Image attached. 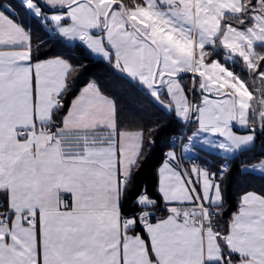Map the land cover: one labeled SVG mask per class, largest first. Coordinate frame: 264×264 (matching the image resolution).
Masks as SVG:
<instances>
[{
	"label": "snow or ice",
	"instance_id": "snow-or-ice-1",
	"mask_svg": "<svg viewBox=\"0 0 264 264\" xmlns=\"http://www.w3.org/2000/svg\"><path fill=\"white\" fill-rule=\"evenodd\" d=\"M234 169L264 181V0H0V264H264Z\"/></svg>",
	"mask_w": 264,
	"mask_h": 264
},
{
	"label": "trees",
	"instance_id": "trees-1",
	"mask_svg": "<svg viewBox=\"0 0 264 264\" xmlns=\"http://www.w3.org/2000/svg\"><path fill=\"white\" fill-rule=\"evenodd\" d=\"M85 63H88V62L85 61ZM89 71H95V72H101L102 73L103 68L100 66H94V67H90ZM162 122H164V121H162ZM161 135L163 136L164 133H161ZM260 147H261V142L259 140H257L255 151L258 152L260 150ZM210 158L214 159L215 157L213 156ZM154 162H155V157H153V159H151L149 161L148 165H146V170H145V179L146 180L150 179V172H151V169H152ZM241 180H250L252 183H255L257 185L264 183V181L261 180L259 174L253 173V174H244L243 176H241L234 169L233 170V176H232L231 181H230V188L234 189L236 187L237 183Z\"/></svg>",
	"mask_w": 264,
	"mask_h": 264
},
{
	"label": "rangeland",
	"instance_id": "rangeland-1",
	"mask_svg": "<svg viewBox=\"0 0 264 264\" xmlns=\"http://www.w3.org/2000/svg\"><path fill=\"white\" fill-rule=\"evenodd\" d=\"M256 174H258V173H256Z\"/></svg>",
	"mask_w": 264,
	"mask_h": 264
}]
</instances>
